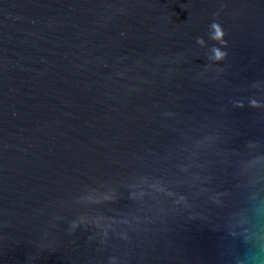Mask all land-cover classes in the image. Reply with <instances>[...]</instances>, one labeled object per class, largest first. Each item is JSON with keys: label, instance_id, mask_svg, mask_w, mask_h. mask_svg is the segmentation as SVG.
<instances>
[{"label": "water", "instance_id": "95a60500", "mask_svg": "<svg viewBox=\"0 0 264 264\" xmlns=\"http://www.w3.org/2000/svg\"><path fill=\"white\" fill-rule=\"evenodd\" d=\"M0 264H264V0H0Z\"/></svg>", "mask_w": 264, "mask_h": 264}, {"label": "clouds", "instance_id": "9594fccd", "mask_svg": "<svg viewBox=\"0 0 264 264\" xmlns=\"http://www.w3.org/2000/svg\"><path fill=\"white\" fill-rule=\"evenodd\" d=\"M213 27H214V28H217V27H219V26L214 24ZM216 35H217V33L214 34V36H216ZM200 42H202V41H200ZM217 58H220V57H217Z\"/></svg>", "mask_w": 264, "mask_h": 264}]
</instances>
